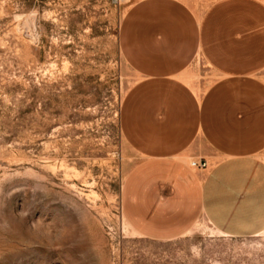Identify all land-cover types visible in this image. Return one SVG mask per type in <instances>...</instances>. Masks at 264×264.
<instances>
[{
    "label": "rangeland",
    "instance_id": "rangeland-1",
    "mask_svg": "<svg viewBox=\"0 0 264 264\" xmlns=\"http://www.w3.org/2000/svg\"><path fill=\"white\" fill-rule=\"evenodd\" d=\"M133 1L0 0V264H264V230L228 236L202 216L155 240L123 217L139 154L118 117L137 74L117 35ZM180 75L200 93L216 77L200 55Z\"/></svg>",
    "mask_w": 264,
    "mask_h": 264
},
{
    "label": "crops",
    "instance_id": "crops-1",
    "mask_svg": "<svg viewBox=\"0 0 264 264\" xmlns=\"http://www.w3.org/2000/svg\"><path fill=\"white\" fill-rule=\"evenodd\" d=\"M137 74L119 107L139 154L120 194L139 235L168 240L200 217L228 236L264 230V0H135L118 28ZM200 55L216 77L196 91L181 72ZM200 145L206 151L200 150ZM203 156L211 165L187 164Z\"/></svg>",
    "mask_w": 264,
    "mask_h": 264
},
{
    "label": "built area",
    "instance_id": "built-area-1",
    "mask_svg": "<svg viewBox=\"0 0 264 264\" xmlns=\"http://www.w3.org/2000/svg\"><path fill=\"white\" fill-rule=\"evenodd\" d=\"M187 164L197 170H206L210 167L211 162L203 156H191L187 159Z\"/></svg>",
    "mask_w": 264,
    "mask_h": 264
}]
</instances>
